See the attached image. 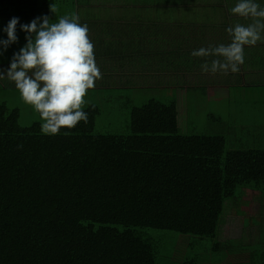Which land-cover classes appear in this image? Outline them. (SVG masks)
Masks as SVG:
<instances>
[{"label":"trees","instance_id":"trees-1","mask_svg":"<svg viewBox=\"0 0 264 264\" xmlns=\"http://www.w3.org/2000/svg\"><path fill=\"white\" fill-rule=\"evenodd\" d=\"M59 5L0 0V21L50 17ZM65 5L84 10L75 0ZM142 6L196 30L214 22L208 13L230 12L228 3ZM84 110L87 125L50 137L39 123L22 128L19 111L0 103V264H158L146 230L214 239L237 188L264 193V151L180 135L176 102L132 107L126 136L94 134L100 108Z\"/></svg>","mask_w":264,"mask_h":264},{"label":"rangeland","instance_id":"rangeland-1","mask_svg":"<svg viewBox=\"0 0 264 264\" xmlns=\"http://www.w3.org/2000/svg\"><path fill=\"white\" fill-rule=\"evenodd\" d=\"M71 1L58 0L59 10L54 13L65 14L69 8L62 4ZM77 2L79 5L82 3L81 0ZM89 6L88 11H106L103 4ZM146 27L140 33L141 41L147 42L146 52L137 61L141 65L140 70L151 72L158 68L161 74L174 77L169 80L163 77L152 82L150 76H146L140 89L128 101L125 98L107 100L105 93L104 98L102 95L87 97V106L95 104L100 108L93 133L129 135L131 108L156 99L165 104L177 103L180 135H218L225 139L226 150L264 151V133L257 132L264 128V91L252 87L236 92L229 86L222 87L231 82L230 76L208 74L218 87L214 94L206 93L203 83L196 84L186 81V76L183 78L191 61L199 64L203 61L191 56L193 50L200 48L196 29L176 16L161 18L159 15L152 20V26ZM217 37L218 40L226 38ZM181 42L183 46L190 47L185 59L178 57L181 53L176 46ZM208 45L211 44L206 43L205 47ZM6 56L7 53L0 58ZM0 83V88L8 87L5 80ZM2 102H5L8 110L18 109V121L22 128L30 127L33 123L41 124L39 114L23 102L19 92L9 88L4 91L0 89ZM146 232L155 241L158 264H182L195 256L198 257L197 264H264V193L260 195L257 191L237 188L235 199L225 203L214 239L151 229Z\"/></svg>","mask_w":264,"mask_h":264},{"label":"clouds","instance_id":"clouds-1","mask_svg":"<svg viewBox=\"0 0 264 264\" xmlns=\"http://www.w3.org/2000/svg\"><path fill=\"white\" fill-rule=\"evenodd\" d=\"M230 13L251 22L227 27L229 43L191 52L192 57L204 59L199 65L202 74H238L246 63V47L264 43L262 0H236ZM18 26L26 42L13 53L7 70H0V81L12 82L23 102L39 114L42 134L67 136L81 122L87 125L86 97L103 78L88 25L76 15H63L55 22L43 15L28 24L12 17L0 29L6 36L0 38V57L19 42Z\"/></svg>","mask_w":264,"mask_h":264},{"label":"crops","instance_id":"crops-1","mask_svg":"<svg viewBox=\"0 0 264 264\" xmlns=\"http://www.w3.org/2000/svg\"><path fill=\"white\" fill-rule=\"evenodd\" d=\"M81 2L84 6V10L81 13H79L78 7L75 6L72 12H66L65 14L52 13L51 16L53 18L51 19V16L49 18L55 22V19H58L60 16L76 15L80 18L81 24H87L89 27V36L95 46L96 62L101 69L103 78L96 82L94 89L89 90L87 97L92 98L102 95L104 98L105 93L107 100L125 98L128 101L129 97L135 95L140 89L141 85L145 82L146 76H150L152 82L162 80L163 77L166 80L174 77V75L170 77L169 75L161 74L157 71L158 68H155L151 72L141 71V65L137 62L142 58L147 48V42H142L140 38L142 28L152 26V20L159 15L155 11V7L152 9L151 5L173 3L174 0H81ZM176 2L193 4L228 3L231 9L235 5L236 0H176ZM75 3H77V0H75ZM89 4H103L106 11H88L91 8ZM142 5H150L151 7L147 11H142ZM94 8H98V6ZM99 9L101 10V7ZM200 15L202 16H200L201 19L204 16L203 19L206 20L205 13ZM159 16L162 18L168 15L163 14ZM179 16L177 15L176 17L180 19ZM208 17L209 19H213L214 22H206L208 24H206V27L202 26V28L195 30L198 34V46L200 47H205L206 43H210V46H215L220 43L227 44L230 42V37L225 31L227 27L236 23L246 25L251 22L250 20L233 16L230 12L228 16H224L222 13H208ZM223 19H228V24L225 26L221 23ZM8 22L9 20L0 21V29L6 26ZM20 23L28 24L29 22L20 21ZM189 27L193 28L190 24ZM17 35L19 42L8 49L5 58H0V62H2V65H0L1 70H7L13 53L18 52L20 47L26 42L24 38L25 34L19 31V26L17 28ZM211 35H215L216 37L212 38ZM217 35L221 38H226L218 40ZM0 36L6 38L2 32H0ZM182 44L181 42L176 48L181 53L178 57L185 59L187 54L190 53V47L183 46L184 44ZM245 52L246 63L241 66L238 74L229 73L227 76H230L231 82L223 84L222 87L229 86L236 92L242 89L250 90L252 87H257L264 91V43H258L255 47H246ZM208 59L210 61L211 58ZM200 60H203L200 61L201 63L204 62L203 58H200ZM199 65L198 62L191 61L188 69L186 66L187 71L184 72L183 78L186 76V81L188 82H194L196 84L203 83L205 92L207 93L208 91L214 94L216 87H218L217 84L212 82L208 74L201 73ZM5 81L8 87L0 88L2 91L9 88L10 90L19 92L12 82ZM2 103L5 104V102ZM257 132L264 133V128Z\"/></svg>","mask_w":264,"mask_h":264}]
</instances>
